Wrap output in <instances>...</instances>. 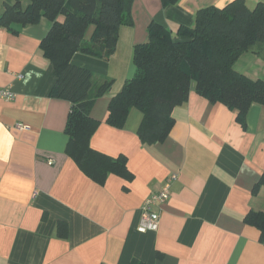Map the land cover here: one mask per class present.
I'll use <instances>...</instances> for the list:
<instances>
[{
  "label": "crops",
  "instance_id": "0c3cea01",
  "mask_svg": "<svg viewBox=\"0 0 264 264\" xmlns=\"http://www.w3.org/2000/svg\"><path fill=\"white\" fill-rule=\"evenodd\" d=\"M231 1L163 6L160 0H134L132 27L119 28L107 60L80 52L70 57L91 71V92L113 81L90 109L99 126L89 146L124 166L122 175L95 169L94 179L64 150L70 103L51 98L53 67L39 47L51 22L0 27V89L15 94L12 101L0 99V264H264V239L243 221L264 211V187L253 193L264 173L263 106L251 105L241 122L236 110L192 89L172 110L173 127L157 144H144L135 134L141 120L136 109L121 128L105 122L110 99L133 76V47L147 41L151 22L174 37L179 27L193 26L198 10ZM245 2L252 8L264 0ZM12 4L0 0V17ZM27 4L21 0V8ZM261 51L243 53L234 71L264 81ZM171 174L177 179L169 197L153 210L158 230L139 233L143 201ZM59 222L67 224L65 237L57 235Z\"/></svg>",
  "mask_w": 264,
  "mask_h": 264
},
{
  "label": "trees",
  "instance_id": "16d2710c",
  "mask_svg": "<svg viewBox=\"0 0 264 264\" xmlns=\"http://www.w3.org/2000/svg\"><path fill=\"white\" fill-rule=\"evenodd\" d=\"M133 1L27 0L26 7L21 8V0H13L0 17V27L11 30L14 24L33 25L41 18L51 22L39 47L53 67L55 81L51 98L70 103L64 130L68 143L64 150L92 179L95 169L103 174L123 171L120 168L124 161H110L89 146L99 126L90 116V109L111 88L113 81L104 80L91 92V71L73 65L70 57L80 52L107 60L115 51L119 28L132 27ZM177 1L160 0V3L167 6ZM90 27L93 31L86 39ZM146 29L147 41L133 47V76L124 81L107 105L105 122L108 125L121 128L129 112L136 109L141 113L135 133L139 140L144 144L162 143L173 127L172 110L187 101L192 89L212 104L236 110L241 122L251 105L264 107V81L233 69L243 53L262 54L264 3L258 2L250 8L245 0H232L221 8L200 9L194 16L193 26L179 27L174 37L154 22ZM257 181L253 187L255 194L264 187V173ZM243 221L257 228L264 239V211L250 212ZM66 227V223L59 222L57 235L65 237ZM128 264L142 262L133 259Z\"/></svg>",
  "mask_w": 264,
  "mask_h": 264
},
{
  "label": "built area",
  "instance_id": "2783aa9c",
  "mask_svg": "<svg viewBox=\"0 0 264 264\" xmlns=\"http://www.w3.org/2000/svg\"><path fill=\"white\" fill-rule=\"evenodd\" d=\"M18 78H21L19 75ZM15 98V94L9 90V88L0 89V99L4 101H12ZM19 129H22V126L16 125ZM177 179V174L169 175L159 191L150 194L143 201L141 207L140 220L137 226V231L139 233L145 232H156L158 230L159 223V214L156 211H153L154 208H158L162 205L169 197V190L173 181Z\"/></svg>",
  "mask_w": 264,
  "mask_h": 264
}]
</instances>
